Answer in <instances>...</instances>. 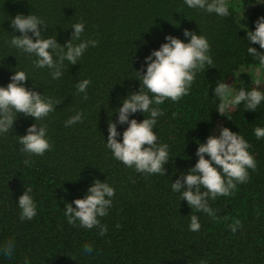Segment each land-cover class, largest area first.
<instances>
[{
    "label": "trees",
    "instance_id": "1",
    "mask_svg": "<svg viewBox=\"0 0 264 264\" xmlns=\"http://www.w3.org/2000/svg\"><path fill=\"white\" fill-rule=\"evenodd\" d=\"M228 3L229 15L221 17L189 8L184 0H0V86L6 87L15 71H24L29 75L26 88L61 100L41 121L18 113L13 130L0 134V248L14 240L11 257L0 251V264H25L26 257L28 264H264V138L254 135L256 127H264V101L256 111L241 103L225 113L229 119L217 111L214 94L221 80L232 85V75L241 67H264L248 54L249 46L261 53L264 49L250 44L246 32L254 31L264 16V0ZM30 14L48 25L46 31L41 26L42 38L56 37L64 45L71 39L72 24L84 22L80 40L95 39L97 46L90 45L74 65L65 61L63 75L52 79L50 69L34 66V55L10 44L13 35L22 34L11 20ZM185 29L208 39L215 67L197 73L180 101L166 99L159 105L164 115L153 131L158 144L169 146L170 160L165 175L139 173L106 147L108 122H117L123 99L139 91L137 71L146 72L145 57L167 35L190 41ZM84 79L91 81L86 100L76 91ZM253 86V80L238 83L234 91ZM259 90L264 91V79ZM78 111L84 113L83 122L66 127L65 121ZM145 116L149 114L138 111L129 119L139 122ZM34 123L47 126L52 148L29 157L18 139ZM127 127L117 123L118 140ZM221 127L248 140L257 168L248 169L249 181L238 183L234 195L209 200L213 219L192 210L171 185L195 166L199 143L219 135ZM97 179L115 189L108 215L99 218L108 227L104 236L98 228L68 224L64 215L65 205L84 198ZM28 187L37 215L21 220L18 200ZM191 215L201 224L198 232L189 230ZM237 218L243 227L232 233L229 225ZM85 244L92 245L91 253H85Z\"/></svg>",
    "mask_w": 264,
    "mask_h": 264
},
{
    "label": "clouds",
    "instance_id": "2",
    "mask_svg": "<svg viewBox=\"0 0 264 264\" xmlns=\"http://www.w3.org/2000/svg\"><path fill=\"white\" fill-rule=\"evenodd\" d=\"M184 3L189 8L200 9L209 14L215 13L221 17L229 15L228 0H184ZM244 18L243 16L242 19ZM255 23L254 31H246L247 40L250 44L258 43L260 48L264 49V16L259 17ZM11 24L14 30L22 34L13 35L10 44L30 56L34 55L36 57L34 66L50 69L52 79H59L63 75V71L67 68L65 61L68 64H76L90 45L96 47L98 43L95 39L80 40L85 31L84 22L72 24L74 31L71 39L64 45L59 44L56 37L42 38L41 26L46 31L48 25L36 15H17L11 20ZM29 33H32L36 39L34 40ZM184 36L191 37L190 41L184 42L175 36L167 35L166 42L145 57L146 72L137 71L139 73L137 78L141 81L139 91L123 99L122 106L118 109L117 122L111 120L108 122L106 147L111 150L115 159L127 167H134L139 173L165 175V165L170 160L169 146L158 144L157 134L153 131L158 117L164 115L159 105L164 104L166 99L173 102L180 101L182 97L189 94L197 73L205 72L206 66L215 67L208 39L188 29L184 30ZM247 52L259 61L260 66H264V53L258 52L251 46L247 48ZM28 77L29 75L24 71H15L8 85L0 86V134L13 130L18 113L41 121L55 111L56 106L61 102L26 88L24 82ZM90 83L89 79H84L76 84L77 94L84 93L85 100L88 98L87 88ZM253 85L251 90L240 87L238 91H234V87L237 88L236 85H229L224 80L218 82L214 88V94L219 99L216 108L219 114L227 116L226 112L241 103L244 104L245 110L256 111L264 101V91L259 90V70L255 79L253 78ZM138 111L148 113L149 116H145L146 118L139 122L135 118L129 119L130 115ZM83 120L84 113L78 111L65 121V126L82 123ZM117 123L128 125L123 131L122 141L117 139L120 136ZM47 131V126L43 124L38 126L34 123L29 126L27 134L19 136L18 143L22 145L20 150L27 153L29 157L43 156L52 148L47 139ZM254 135L257 139L264 138V127H256ZM250 147L248 140L242 135L228 127H221L219 135H210L206 142L199 143L196 151L198 161L187 173H182L179 179L173 181L172 191L180 193L181 199L186 200L192 210L204 212L216 219V213L209 206V200H214L218 196L234 195L238 183L249 181L248 169L255 171L257 168V161L250 153ZM24 163L30 165V160L25 159ZM31 193L32 188L28 187L19 197L21 220H32L37 215L36 203ZM87 193L84 198H77L74 202L67 203L64 215L67 217L68 224L75 226L79 222L87 229L98 228L99 234L104 236L108 227L102 224L99 218L108 215L115 189L106 180L101 182L97 179L87 189ZM190 219L189 230L198 232L201 228L198 217L191 215ZM117 227L120 226L117 225ZM229 227L232 233H236L243 225L237 218ZM13 248L14 240L8 239L0 251L4 256L11 257ZM84 251L86 254L91 253L92 245L85 244ZM25 264H28L27 257ZM201 264L206 262L201 261Z\"/></svg>",
    "mask_w": 264,
    "mask_h": 264
},
{
    "label": "rangeland",
    "instance_id": "3",
    "mask_svg": "<svg viewBox=\"0 0 264 264\" xmlns=\"http://www.w3.org/2000/svg\"><path fill=\"white\" fill-rule=\"evenodd\" d=\"M258 70L260 80L264 79V67L243 66L235 71V73L232 75V84H234L235 86L238 83H246L250 80H253V78L255 79ZM251 75L253 76V78Z\"/></svg>",
    "mask_w": 264,
    "mask_h": 264
}]
</instances>
